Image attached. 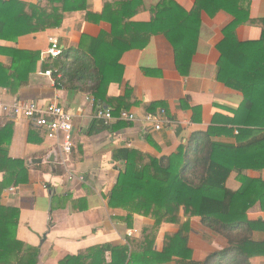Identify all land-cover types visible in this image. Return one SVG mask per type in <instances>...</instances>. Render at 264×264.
Returning a JSON list of instances; mask_svg holds the SVG:
<instances>
[{
  "label": "crops",
  "instance_id": "0c3cea01",
  "mask_svg": "<svg viewBox=\"0 0 264 264\" xmlns=\"http://www.w3.org/2000/svg\"><path fill=\"white\" fill-rule=\"evenodd\" d=\"M16 1L25 4L23 11L13 8L11 14L0 18L1 23L3 20L8 23L7 27H1L0 23V64L9 70L16 50L38 52L40 56L28 75L25 73L30 67V57L19 61L23 72L17 79L10 78L11 90L0 86V102L22 100L35 101L41 107L51 103L62 105L73 116L75 140L67 168H63L55 159L53 140L38 135V130L27 119L0 118V130L9 124L1 135L8 157L22 160L28 171L27 182L10 185L1 196L3 205L19 210L16 238L25 247L38 248L37 264H60L67 255L102 244L129 246L127 236L143 239V228L153 224V220L134 214L128 225L124 220L127 211L109 206V195L118 174L126 169L124 161L114 156L115 152L130 148L160 158L175 152L180 144H186L196 131H206L210 126L235 128L229 119L241 103L242 93L216 79L220 57L217 45L223 39V29L233 17L223 10L213 17L201 12L197 46L186 76L179 74L174 49L162 34L152 35L142 49L125 51L120 57L122 81L110 83L107 94L121 97L129 86L130 97L121 101L127 104L124 110L133 113L136 119L127 122L114 117L109 122L102 120L103 123L93 126L97 111L110 108V105H97L91 95L59 87L55 77L44 74L42 66L47 60L44 52L51 40H57L64 50H75L84 35L96 37L101 32L110 33L111 24L100 19V14L106 2L119 0ZM158 1L142 0V9L131 20L148 21L150 7ZM175 1L187 11L195 3V0ZM80 5L85 8L77 9ZM30 6L47 8L49 15L42 23L60 20V25L21 34V29L35 27V19L30 20ZM249 12L252 19L264 18V0H250ZM4 35L16 36V39H1ZM260 36L261 28L257 25L242 24L236 28L239 41L256 40ZM10 72L11 69L8 74ZM7 82L6 75L0 74V85ZM152 102L165 104L164 115L160 114L162 108L158 106L154 112L148 110ZM148 116L153 120H146ZM158 120L160 129L155 128ZM119 123L124 125L117 127ZM30 132L31 142L28 141ZM216 140L234 141L228 137ZM69 170L73 177L68 175ZM244 174L264 180V169L246 170ZM236 175V172L230 174L227 188H239ZM3 176L6 174L0 172V180ZM248 217L250 220H264V211L258 202L250 208ZM177 228L174 224H162L154 250L161 251L164 234ZM190 228L187 245L192 250V260L201 261L209 253L226 246L225 238L203 226L200 217L190 219ZM261 236V231L254 232L255 239ZM105 260L110 262L109 252L105 254ZM251 262L264 264V256L253 257Z\"/></svg>",
  "mask_w": 264,
  "mask_h": 264
},
{
  "label": "trees",
  "instance_id": "16d2710c",
  "mask_svg": "<svg viewBox=\"0 0 264 264\" xmlns=\"http://www.w3.org/2000/svg\"><path fill=\"white\" fill-rule=\"evenodd\" d=\"M142 4V0L106 2L100 19L111 24V32H101L96 37L82 36L77 49H62L58 57H47L43 70L51 69L59 87L91 95L95 104L110 105L109 109L117 113L126 109V102L121 100L127 101L131 88L126 86L125 94L118 98L109 97L107 91L110 83L122 81L120 57L125 51L142 49L152 35L162 34L174 49L179 74L186 76L197 46L201 12L213 17L223 10L232 15L233 21L223 29V39L217 45L220 57L216 79L242 93V101L229 119L235 128L210 126L206 131H196L186 144H180L175 152L160 158L136 149H118L114 156L124 161L126 169L118 174L108 204L127 211L124 220L128 225L134 214L151 218L153 224L143 228V239L127 236L129 246L97 245L67 255L60 264L170 261L176 264H252L253 257L264 256V220H250L248 211L257 202L264 211V180L246 176L244 172L264 169V18L250 17V0H195L189 11L175 0H159L150 7L148 21L131 20L140 12ZM13 8L23 11L25 4L0 0V18L11 14ZM81 8L85 5L77 9ZM30 10V20L35 19V27L21 29V34L60 25V20L42 23L49 15L47 8L30 6ZM4 21H0L1 27L8 26ZM242 24L259 26L260 38L239 41L236 28ZM1 37L16 39V36ZM39 56L38 52L16 50L9 70L0 64V74L6 75L9 81L0 86L11 90L10 78L17 79L23 72L19 61L30 57V67L25 73L28 75ZM10 69L12 72L8 74ZM157 106L166 111L163 102H152L148 110L154 112ZM92 123L95 126L103 121L96 119ZM123 125L119 123L117 127ZM7 127L9 124L0 130V172L6 174L0 180V264H37L38 248L25 247L16 238L19 210L1 203L4 189L28 180L24 162L8 157L7 148L3 146L1 135ZM36 130L38 135L44 136L42 130ZM219 137L234 141L216 140ZM28 141H33L31 132ZM232 172H236L240 182L236 190L226 186ZM195 216L200 217L203 226L226 240L223 249L209 253L201 261L192 260V250L187 245L190 219ZM164 223L178 228L164 234L163 248L158 252L154 245ZM255 231H261L259 239L254 238ZM107 252L111 255L110 262L105 260Z\"/></svg>",
  "mask_w": 264,
  "mask_h": 264
},
{
  "label": "built area",
  "instance_id": "2783aa9c",
  "mask_svg": "<svg viewBox=\"0 0 264 264\" xmlns=\"http://www.w3.org/2000/svg\"><path fill=\"white\" fill-rule=\"evenodd\" d=\"M61 52L62 48L57 40H51L50 46L44 54L47 57L56 58ZM44 74L53 77L51 70L44 71ZM57 77L59 78L60 74ZM164 113L165 110L162 108L160 114L164 115ZM20 117L27 119L32 127L42 130L44 137L53 140L55 159L63 168H67V163L75 146L73 116L58 103L41 107L35 101L0 102V118L16 119ZM114 117L127 122L136 119L133 113L124 109L114 114L109 108H100L96 113V118L104 122H109ZM146 120L152 121L153 117L148 116ZM160 127L161 122L158 120L155 128L160 129ZM68 175L73 177L74 174L69 170Z\"/></svg>",
  "mask_w": 264,
  "mask_h": 264
},
{
  "label": "water",
  "instance_id": "95a60500",
  "mask_svg": "<svg viewBox=\"0 0 264 264\" xmlns=\"http://www.w3.org/2000/svg\"><path fill=\"white\" fill-rule=\"evenodd\" d=\"M50 160H52V158ZM33 161H35V160H33ZM38 161H40V160H38Z\"/></svg>",
  "mask_w": 264,
  "mask_h": 264
}]
</instances>
